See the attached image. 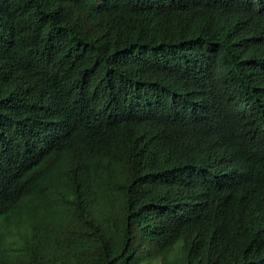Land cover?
Returning a JSON list of instances; mask_svg holds the SVG:
<instances>
[{
	"label": "trees",
	"instance_id": "obj_1",
	"mask_svg": "<svg viewBox=\"0 0 264 264\" xmlns=\"http://www.w3.org/2000/svg\"><path fill=\"white\" fill-rule=\"evenodd\" d=\"M0 264H264V0H0Z\"/></svg>",
	"mask_w": 264,
	"mask_h": 264
},
{
	"label": "rangeland",
	"instance_id": "obj_2",
	"mask_svg": "<svg viewBox=\"0 0 264 264\" xmlns=\"http://www.w3.org/2000/svg\"><path fill=\"white\" fill-rule=\"evenodd\" d=\"M177 249V246H174V244L168 249L165 251V253H163L164 255H173L172 253Z\"/></svg>",
	"mask_w": 264,
	"mask_h": 264
}]
</instances>
